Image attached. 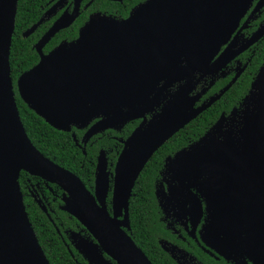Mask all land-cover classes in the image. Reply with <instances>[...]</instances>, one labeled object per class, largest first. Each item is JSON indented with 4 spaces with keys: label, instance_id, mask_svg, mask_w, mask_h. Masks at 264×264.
I'll return each mask as SVG.
<instances>
[{
    "label": "water",
    "instance_id": "1",
    "mask_svg": "<svg viewBox=\"0 0 264 264\" xmlns=\"http://www.w3.org/2000/svg\"><path fill=\"white\" fill-rule=\"evenodd\" d=\"M17 1L0 0V264H50L25 210L18 182L21 171L67 191L71 201L66 200L64 208L116 264H153L123 230L129 228L132 189L153 153L219 95L193 108L197 97L186 96L188 80L155 121L141 125L124 141L114 169L111 216L105 205L104 156L97 163V197H93L76 175L45 157L24 129L9 62ZM251 2L147 0L122 21L92 16L76 41L61 43L44 55V44L66 26L56 23L36 45L38 64L17 79L18 93L46 123L61 131L102 116L85 134L89 138L137 118L141 106L153 102L173 82L193 72H216L257 42L264 36V22L240 45L235 37L230 41ZM261 7L264 0L252 13ZM160 83L163 86L155 93ZM174 157L167 158L166 167L175 175V184L167 183V191L163 188L160 195L177 197L182 189L200 214L201 203L190 190L196 188L209 216L208 245L225 257L230 248L247 246L252 258L263 254L264 264V64L238 118L235 113L222 115L198 143ZM215 234L220 236L218 246L213 243ZM77 249L90 264H111L86 240H79Z\"/></svg>",
    "mask_w": 264,
    "mask_h": 264
},
{
    "label": "flooded vegetation",
    "instance_id": "2",
    "mask_svg": "<svg viewBox=\"0 0 264 264\" xmlns=\"http://www.w3.org/2000/svg\"><path fill=\"white\" fill-rule=\"evenodd\" d=\"M146 1L147 0H40V8L42 10L41 16L34 24H32L25 31H23L22 35L24 37H28L31 34H35L38 31V29H40V27L44 25L46 26V29L41 33L36 43L34 44V49L38 53L40 60V54L36 49V45L43 38V36L46 35L51 30V28L56 23H65L66 26L59 28V30L52 35V37L48 40V42L44 44V46L41 49V52L44 55L49 54L61 43H71L76 41L79 37V32L81 28L86 25V23L90 20L92 16L99 15L113 19L115 21H122L127 19L130 16L131 12L136 7L145 3ZM258 1L259 0H252L248 10L245 12L244 16L240 19L239 25L236 28L235 32L233 33L230 41L235 37V39L238 41V45H240L242 42L249 39L254 34V32L259 28V26L263 24L264 7H261L259 10L252 13ZM78 21H80L81 24L77 27V35L74 38L72 39L61 38L53 48L46 50L47 45L54 39H57V36L59 37L61 31L68 30L69 28L73 27ZM31 28L32 29L34 28L33 31L27 36H25L24 34L28 32ZM263 37L264 36H262L257 42L252 44L248 49L240 53L233 60L229 61L227 64H225L222 68H220L216 72H210L206 74H204L203 72H193V75L191 77L185 76L184 78L173 82L169 87L164 88L153 102H149V104H146V107L142 105L138 111L139 116L137 118L128 120L114 127L97 131L94 134H92L89 138H85V134L102 118V116L92 118L91 121H89L84 126L71 124L66 131L71 132L72 128L83 130V133L79 140L77 139L74 132H72L71 135L75 144L78 147L82 148L83 155L85 156L86 155L85 146H87V144L90 142V140L93 137L99 136V134L104 135L105 131L107 130H113L117 133V135H113L112 138L118 143L117 145L120 146V150L118 152V156H119L120 152L124 147V141L141 125L142 128H144L148 126L151 122L155 121L160 116L163 108L174 98V96H176L178 90L183 85L184 86L187 85L188 80H190L189 82H191V87L187 90L186 96L197 97V99L194 102L193 108H197L202 104L208 103L210 98L213 96L219 95V97L215 101L220 99L222 95L237 81V79L247 69L251 57L254 54V49L258 44V42ZM228 43L221 46L218 55L226 48ZM245 53L246 56H242ZM218 55H216L214 60L218 57ZM262 67H263V62L259 65L257 72L250 83V87L247 93L243 96L239 105L231 108L228 112H224V111L221 112L219 117L216 119V121L198 140L192 142L187 147L176 151V153L181 152L183 150H187L190 147H192L194 144L198 143L199 140H201L208 132H210L215 127L217 121L222 115L228 118L229 116H231L232 113H235L238 118V116L241 114L243 102L245 98L249 95L250 90L252 88V83L256 79ZM225 79H228V81L222 87H220L218 91L209 94L210 89L213 86H215V84L218 81H224ZM229 84L230 86L226 90H224ZM162 86L163 84L160 83L156 88L155 93H158V90H160ZM214 102H212L206 109H208ZM201 113H199L197 116H199ZM128 125H132V129L129 131L127 135L123 136L125 128ZM101 156H104L103 158L106 161V172L108 174V188H107L105 205L109 214L112 216L113 212L111 208V199L113 193L114 169L118 156L116 157L114 162L112 160L109 161L105 150L101 148L96 154L95 160L93 161L91 160V167L88 168L86 172L89 173L90 177H92V182H88V179H83L82 177L76 175L67 168L61 165L60 166L67 169L74 175H76L84 184L87 191L93 197H97L96 189H95L96 188L95 181H96V173H97V163L101 158ZM167 158L164 161L161 181L155 186V196L157 203L162 210L161 221L165 223V227L172 237L171 238L161 237L158 239V244L161 247V249L165 253H167V255L170 258H172L176 264H207L209 260L212 261V264H263V254H257L256 258H252L253 256L251 257L250 255L251 252H249L247 246H245L246 250L244 248L240 250L234 247L230 248L231 250H229V252L225 254L226 255L225 257L219 252H217L213 247L208 245L205 236H206V228L209 224V216L206 209V203L202 198V195L199 193V191L196 188H191L190 190L192 193H194L197 196L196 198H198V200L201 203L200 214L194 211L193 202L192 203L190 202L191 200H193L192 197H185L182 189H180L179 192L176 194L177 197H162L160 195L163 188L165 189V191H167V183L175 184V179H174L175 175L166 167V164H168ZM90 169H92L93 171H90ZM33 177H37V176H33ZM18 182H19V178H18ZM23 185H24L25 193L28 196L26 198L31 200L33 203L37 204L39 209L49 219H51V217L48 211L52 210L49 206L50 204L54 203L56 204V207L59 210L63 211L68 215L69 219H74L77 222V224L73 229L64 230V233L72 248L77 253L82 255V258H84V260L87 261L88 264H90V261L85 257V255H83L80 252L79 249H77V242L82 239L95 245L98 254L102 256L104 260L110 262L111 264H116L114 260H112L106 253H104L101 250L96 239L92 236L90 231L87 228H85V226L78 220V218L73 213L67 211L64 208L66 206V200L71 201L70 198L71 196L67 191H65L58 184L46 181L42 178H40V180H32L28 178L27 181H24ZM157 190H159L158 194H157ZM24 198H25L24 194L22 193L23 203H24ZM129 205H130V199H129ZM123 218L124 216H119L118 220L119 221L123 220ZM128 223H129V228L123 227V230L133 240L130 231L131 221H130L129 210H128ZM57 231L59 233V230ZM218 238H220L219 234H215L213 240L214 244L217 242ZM216 246H218L217 243ZM188 247L199 252V254L202 257L200 259L196 258L189 251Z\"/></svg>",
    "mask_w": 264,
    "mask_h": 264
},
{
    "label": "trees",
    "instance_id": "3",
    "mask_svg": "<svg viewBox=\"0 0 264 264\" xmlns=\"http://www.w3.org/2000/svg\"><path fill=\"white\" fill-rule=\"evenodd\" d=\"M41 13L40 0L17 1L9 62L18 111L29 139L45 157L83 179H88V182H92V177L86 172L91 167V160H95L98 151L101 148L104 149L109 161L112 160L114 162L118 156L120 146L112 138L117 133L113 130H107L104 135L99 134V136L93 137L85 146L86 155L84 156L82 148L75 144L71 135L74 132L79 140L83 130L72 128L71 132H67L55 129L21 99L17 90V79L19 76L38 63L39 56L34 49V44L46 29V26L40 27L35 34H31L28 37H24L22 33L39 19ZM80 24L81 22L78 21L68 30L61 31L59 37L57 36V39L47 45L46 50L53 48L61 38H74L77 35V27ZM242 56H246V53ZM262 62L264 64V37L256 45L247 69L237 81L220 99L161 145L140 172L130 198V231L137 246L143 250L152 263L176 264L158 244L159 238L172 237L166 229L165 223L161 221L162 210L155 196V186L161 181L165 159L174 157L176 151L198 140L216 121L221 112H228L231 108L238 106L243 96L247 93L250 83ZM227 81L228 79L218 81L210 89L209 94L218 91ZM131 129L132 125L126 126L123 136L127 135ZM90 171L93 170L90 169ZM28 178L32 180H40V178L33 177L22 171L19 176V185L25 197L24 205L29 220L50 264H88L82 258V255L72 248L64 233V230L73 229L77 222L74 219H69L68 215L59 210L54 203L49 206L53 210L48 211L51 217L49 219L39 209L37 204L26 198L28 196L25 193L23 184ZM57 230H59V233ZM188 248L196 258L200 259L202 257L199 252L190 247ZM207 264H212V261L209 260Z\"/></svg>",
    "mask_w": 264,
    "mask_h": 264
}]
</instances>
